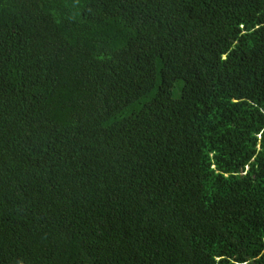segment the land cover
I'll list each match as a JSON object with an SVG mask.
<instances>
[{
	"label": "trees",
	"instance_id": "16d2710c",
	"mask_svg": "<svg viewBox=\"0 0 264 264\" xmlns=\"http://www.w3.org/2000/svg\"><path fill=\"white\" fill-rule=\"evenodd\" d=\"M0 264H264V0H0Z\"/></svg>",
	"mask_w": 264,
	"mask_h": 264
}]
</instances>
